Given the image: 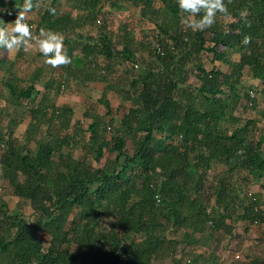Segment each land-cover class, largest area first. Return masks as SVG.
Returning <instances> with one entry per match:
<instances>
[{"label": "trees", "instance_id": "trees-1", "mask_svg": "<svg viewBox=\"0 0 264 264\" xmlns=\"http://www.w3.org/2000/svg\"><path fill=\"white\" fill-rule=\"evenodd\" d=\"M21 1L0 0V18L15 17ZM99 1L81 8L91 11ZM122 1L140 7L143 18L149 14L155 27L144 59L127 46L113 50L106 37L97 43L106 58L129 65V90L119 93L131 106L117 126L93 118L83 158L63 149L73 140L69 135L46 136L35 150L28 147L31 128L47 121L42 102L21 145L12 137L20 116L14 113L2 125L0 106V178L9 195L29 203L28 214L21 206L10 211L0 194V264H198L197 249L209 248L219 230L232 231L226 221L240 195L229 178L240 169L252 181L264 178V133L253 141L255 121L243 117L248 104L253 109L258 94L264 96V0H232L230 15L218 13L202 31L184 26L177 0H160L157 9L155 0L111 5ZM50 18L47 9L39 24L55 28L58 21ZM245 36L250 43H243ZM93 49L88 45L81 60L93 61ZM226 51L239 61H228ZM210 55L213 66L207 69L203 57ZM217 61L230 70L217 69ZM246 75L259 87L244 86ZM190 78L197 84L190 85ZM4 87L1 98L15 106L34 91L20 90L13 79ZM214 164L226 171L215 185L207 184ZM238 199L243 219L262 217L257 198ZM218 246L210 252L211 264Z\"/></svg>", "mask_w": 264, "mask_h": 264}, {"label": "crops", "instance_id": "crops-1", "mask_svg": "<svg viewBox=\"0 0 264 264\" xmlns=\"http://www.w3.org/2000/svg\"><path fill=\"white\" fill-rule=\"evenodd\" d=\"M85 2L91 3L90 0H33L38 7H34L28 15V23L34 35L38 36L41 29H51L64 35V45L72 58L70 65L52 68L44 62V57L40 53L28 48H21L15 52L0 49L2 125H5L14 113L20 116V123L13 130L12 137L21 145L26 142V133L30 130V124L35 122L33 111L37 110L42 102V107L47 106V121L41 120L36 128H31L35 131L28 136L30 140L28 147L35 150L38 141L46 136L69 135L73 140L63 149L76 160L83 158V149L89 137L88 126L93 118L97 117L105 124L112 122L113 126H117L124 112L131 106V102L124 100L119 93L123 88L128 89L129 65L119 57L106 58L97 43L101 38L106 37L113 50L118 51L127 46L138 60L144 59L147 58L148 53L144 50V46L151 39L149 32L155 27L148 19L149 14L143 18L140 7L137 8L129 2L122 1L112 6L114 0H100L91 11L81 8ZM22 4L23 0L20 5ZM52 7L55 9V14H51L50 21H58V25L55 28L40 25L41 16ZM154 7L156 9L162 7L160 0L154 1ZM15 18L16 16L11 18L4 13L1 19L4 23H10ZM88 45L95 48L92 51L93 61L90 63L81 60L84 51L88 50ZM226 53L228 61L233 63L239 61L238 54L231 51ZM210 57L211 55L207 57L209 59L203 57L207 69L213 66L208 62ZM214 64L224 73L230 70L227 63L217 61ZM96 68L100 69L99 72H95ZM9 79H13L20 90L33 88L32 98L16 100V106L4 102L1 95L7 92L4 83ZM243 85L259 87L258 81L247 75L244 77ZM248 105L251 108V103ZM52 110L58 113H53ZM243 117L255 120L254 116H244V112ZM106 136L109 138V133ZM225 171L223 165L214 164L208 172L207 184L215 185L219 176ZM229 179L232 188L240 195L233 200L232 220L226 221L232 231L228 235L225 229L219 230L215 233L214 239L210 240L209 248L197 249L196 254L201 256L198 264H211L208 262L210 252L217 244L219 246L213 254L218 257L215 258L216 263L212 264H264V178L252 181L247 171L240 169ZM242 194H246L247 198L251 196V201L257 198V209L262 212V217L257 221L250 223L246 218H242L241 205L237 206L240 201L238 198ZM211 201L214 202V199ZM195 237L198 238L199 234H195ZM155 264L173 263L171 259H166ZM186 264H190L189 259L186 260Z\"/></svg>", "mask_w": 264, "mask_h": 264}, {"label": "clouds", "instance_id": "clouds-1", "mask_svg": "<svg viewBox=\"0 0 264 264\" xmlns=\"http://www.w3.org/2000/svg\"><path fill=\"white\" fill-rule=\"evenodd\" d=\"M231 3L232 0H227V3L225 0H177L181 13L185 14L181 21L184 26L201 31L215 24L218 13L229 16L228 6ZM34 7L38 5L34 4L33 0H23V4L17 6L18 12L14 21H0V49L15 52L28 48L40 53L44 62L52 68L70 65L72 58L68 55L64 45L65 37L61 32L41 29L38 36L34 35L28 23V15ZM48 11L55 14L53 8ZM197 16H200V19H196ZM250 42L251 37L245 36L243 43Z\"/></svg>", "mask_w": 264, "mask_h": 264}, {"label": "rangeland", "instance_id": "rangeland-1", "mask_svg": "<svg viewBox=\"0 0 264 264\" xmlns=\"http://www.w3.org/2000/svg\"><path fill=\"white\" fill-rule=\"evenodd\" d=\"M0 21H2L1 18H0ZM189 80H190L189 81L190 85H196L197 84V82L193 78H190ZM257 101H258V104L256 102V106L253 109L248 108L244 112V116L251 115V116H254V119H255L254 120L255 126L252 129V134H251L252 135L251 139L253 141H257L258 139H260L261 138L260 136L262 135V133H264V119L261 116L262 103L264 102V96L262 94H258ZM257 106H258V108H257ZM226 126L228 127V125H226ZM129 144H130V142H129ZM8 190H9V188L6 186L5 182L0 178V194L1 195L6 194V195H4L3 198L6 200L10 211H12L15 207H19V209H20V206H21V210L23 211V213L28 214L29 213V211H28L29 203L27 201H22L19 198H16L12 195H9L10 191H8Z\"/></svg>", "mask_w": 264, "mask_h": 264}, {"label": "built area", "instance_id": "built-area-1", "mask_svg": "<svg viewBox=\"0 0 264 264\" xmlns=\"http://www.w3.org/2000/svg\"><path fill=\"white\" fill-rule=\"evenodd\" d=\"M156 50L158 53H161V48L159 46L156 47ZM135 67H137V66H135ZM251 96H253V93H251ZM157 201H159V200L157 199ZM238 257L239 256H236V258H238Z\"/></svg>", "mask_w": 264, "mask_h": 264}]
</instances>
